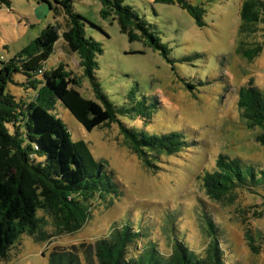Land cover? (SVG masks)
<instances>
[{"label":"rangeland","instance_id":"rangeland-1","mask_svg":"<svg viewBox=\"0 0 264 264\" xmlns=\"http://www.w3.org/2000/svg\"><path fill=\"white\" fill-rule=\"evenodd\" d=\"M187 1L204 9L201 25L177 4L123 1L166 45V58L145 41L130 42L116 20L101 17L98 0H73L74 11L86 21V36L101 44L95 76L103 93L118 107L130 104L132 89H137V98L146 96L158 102L149 123L130 118L121 121L146 134L181 133L189 147L171 156L160 155L155 167L147 169L129 149L117 124L88 132L56 101L54 115L68 128L73 141L88 146L118 194L95 195L88 203L87 222L72 234L58 233L51 217L39 212L45 240L21 235L7 257L0 258V264H49L53 254L60 259L72 254L79 264H100L95 243L125 224L143 234L130 247L131 254L154 243L168 256L174 243L181 241L201 255L210 241L207 219L216 227L226 264H264V187L237 188L216 200L207 195L202 184L204 173L215 170L221 155L238 158L255 170L264 168V147L257 142L263 130L250 128L238 106L239 91L250 81L252 87L264 92V26L256 34L239 32L244 0ZM50 3L0 0L1 61L17 57L26 48L32 51L35 39L49 25L57 26L60 33L65 30L63 12L52 9ZM257 45L262 46L261 51L249 60L244 53ZM60 63L78 79L81 94L95 99L77 56L62 38L55 43L45 68ZM25 83V76L15 73L6 92L29 103L41 92L42 83L36 88ZM252 240L258 253L249 244Z\"/></svg>","mask_w":264,"mask_h":264},{"label":"trees","instance_id":"trees-1","mask_svg":"<svg viewBox=\"0 0 264 264\" xmlns=\"http://www.w3.org/2000/svg\"><path fill=\"white\" fill-rule=\"evenodd\" d=\"M6 1L8 0H1ZM63 12L65 30L49 25L35 39L32 51L24 49L9 61L0 60V258L7 253L23 234L44 241L43 217L47 214L58 233L79 231L89 218V201L95 196L117 195L118 189L104 171L103 165L92 157L83 141H73L68 128L54 113L56 101L73 115L88 131L97 127L117 124L129 149L147 169L155 167L162 154L171 156L189 145L178 132L146 134L127 127L121 118L140 119L149 123L158 102L146 96L136 97L137 89L128 95L130 104L114 105L103 93L95 76L96 57L102 53L101 44L86 36L85 19L73 9V0H42ZM103 18L116 20L120 31L130 42L145 41L153 50L167 58L169 49L148 30V23L124 0H98ZM163 4H177L201 25L204 9L187 0H155ZM240 33L256 34L264 26V1L244 0L239 10ZM63 39L68 49L77 56L83 77L90 81L94 98H86L78 90L80 83L60 63L50 70L45 68L54 51L55 43ZM262 46L257 45L245 56L251 60ZM25 55V56H24ZM15 73H22L28 87L42 83L41 92L29 103L17 101L6 92ZM42 76V80L37 77ZM47 95L43 98L44 94ZM238 106L243 111L249 127L263 132L257 142L264 147V92L252 87L239 91ZM13 128L12 130L10 128ZM24 127V131L22 128ZM202 184L210 198L221 200L237 188L253 190L264 187V168L255 170L245 166L238 158L219 156L216 168L204 173ZM209 244L199 255L176 241L168 256L162 255L154 243H148L134 254L131 246L141 240L142 232L125 224L113 228L107 237L95 243L100 264H226L214 223L206 221ZM254 253L258 247L249 242ZM49 264H79L72 254L60 259L55 254Z\"/></svg>","mask_w":264,"mask_h":264}]
</instances>
